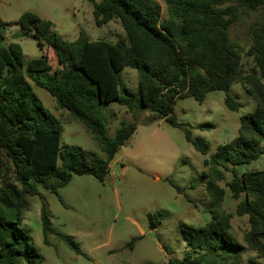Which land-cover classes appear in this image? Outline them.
Returning a JSON list of instances; mask_svg holds the SVG:
<instances>
[{"label": "trees", "instance_id": "16d2710c", "mask_svg": "<svg viewBox=\"0 0 264 264\" xmlns=\"http://www.w3.org/2000/svg\"><path fill=\"white\" fill-rule=\"evenodd\" d=\"M165 2L164 19L157 0L95 3L96 25L120 21L125 35L115 41L87 39L82 33L74 40H64L56 33L49 34L48 23L37 14L23 12L14 22L23 35L36 39L40 49L46 46L52 50L55 68L46 54L24 66L21 46L13 41L3 43L9 22L0 17V264L42 262L21 216L27 197L36 195L39 186L57 193L72 174H89L103 182L110 173L115 154L136 130L137 118L133 114V121L121 120L110 138L99 118L104 104L115 102L131 112L145 109L172 126L182 127L173 113L178 98L193 97L202 102L207 92L222 90L226 107L238 110L228 94L233 82L245 89L255 108L240 116L237 135L218 145L217 152L204 160L210 220L186 227L184 255L179 260L169 259L168 264H239V257L232 262L228 259L230 252L244 248L230 232L232 213L222 207L225 187L219 182L225 172L230 173L226 187L237 200L235 213L248 218L243 242L258 257L264 256V169H236L264 154V15L250 24L246 50L230 38V27L241 13L263 10L264 0ZM244 56L251 59L248 68H244ZM124 67L136 70L137 93L123 83ZM31 82L47 90L58 108L90 131L104 158L79 146L60 144L62 126L45 110ZM183 129L186 140L206 154L207 141L199 136L193 139L190 130ZM39 216L46 241L53 229L44 204ZM149 224L152 228L156 225L151 215ZM59 236L77 250L70 238Z\"/></svg>", "mask_w": 264, "mask_h": 264}, {"label": "rangeland", "instance_id": "374dc122", "mask_svg": "<svg viewBox=\"0 0 264 264\" xmlns=\"http://www.w3.org/2000/svg\"><path fill=\"white\" fill-rule=\"evenodd\" d=\"M98 1L0 0V17L9 22L4 28L3 43L13 41L21 46L24 66L46 54L55 68L57 60L49 47L40 49L36 39L27 35L13 37L22 33L14 21L23 12L30 11L48 23L49 34L56 33L64 40H74L79 33L87 39L115 41L123 37L125 32L118 19L96 25L93 8ZM157 2L164 19L167 4L165 0ZM263 15L264 9L242 12L238 22L230 27L231 40L246 50L250 44L249 26ZM242 61L244 68L251 65L250 57L244 56ZM121 78L137 93L135 69L124 67ZM31 83L45 110L62 126L60 144L79 146L104 158L90 131L68 111L58 108L47 90ZM228 94L237 102L238 110L226 107V93L222 90L207 92L202 102L193 97L178 98L173 113L182 127L172 126L145 109L131 112L115 102L104 104L99 118L110 138L121 120H134L133 114L137 118L136 130L115 154L117 160L111 163L110 173L103 182L89 174H72L57 193L39 186L36 195L27 197L22 225L30 230L33 246L43 256L40 264H168L169 259H181L186 249L183 236L186 227L200 226L210 220L203 178L208 166L203 162L217 152L218 145L237 135L240 116L255 108L254 100L239 83L233 82ZM205 123L213 127H198ZM183 128L190 130L193 139L199 136L207 141L206 154L186 140ZM114 163L120 165L119 170H114ZM236 169L238 172L264 169V154L237 165ZM229 179L230 173L225 172L224 180L219 182L225 187L222 207L232 213L230 232L244 249L230 252L228 259L232 262L239 257V264H264V256L258 257L243 242V234L249 228L248 218L235 213L237 200L226 187ZM42 204L53 229L46 241L39 216ZM150 215L156 222L153 228L149 224ZM60 234L70 238L77 250L66 244Z\"/></svg>", "mask_w": 264, "mask_h": 264}, {"label": "water", "instance_id": "95a60500", "mask_svg": "<svg viewBox=\"0 0 264 264\" xmlns=\"http://www.w3.org/2000/svg\"><path fill=\"white\" fill-rule=\"evenodd\" d=\"M20 36H22V33H16L13 37H20ZM112 167L114 168V170H119L120 165L118 163H114Z\"/></svg>", "mask_w": 264, "mask_h": 264}, {"label": "crops", "instance_id": "0c3cea01", "mask_svg": "<svg viewBox=\"0 0 264 264\" xmlns=\"http://www.w3.org/2000/svg\"><path fill=\"white\" fill-rule=\"evenodd\" d=\"M115 160H117L116 157H114V159L112 160V162H114ZM112 162H111V163H112Z\"/></svg>", "mask_w": 264, "mask_h": 264}]
</instances>
